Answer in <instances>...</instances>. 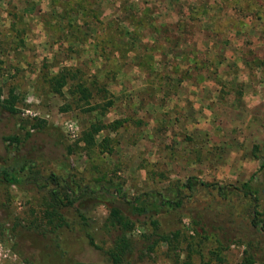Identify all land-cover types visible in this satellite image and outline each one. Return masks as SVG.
<instances>
[{"label":"rangeland","instance_id":"374dc122","mask_svg":"<svg viewBox=\"0 0 264 264\" xmlns=\"http://www.w3.org/2000/svg\"><path fill=\"white\" fill-rule=\"evenodd\" d=\"M129 1L138 9L150 10L159 33L152 34L153 27L138 29L147 47H137L123 57L129 62L108 83L114 105L103 120L129 118L119 129L99 133L98 139L113 138L110 153L100 152L99 147L88 150L77 142L91 115L74 105L67 109L71 100L49 92L44 75L60 65L110 75L116 60L96 59L93 40L104 35L101 28L108 20L123 16L121 0H102L97 5L99 17L92 18L97 29L89 31L93 39L79 48L61 40L49 0H0L2 80L5 85L14 84L22 99L18 116L0 108V162L14 152L3 137L23 136L20 119L38 117L44 125L30 129L31 135L15 151L34 160L43 173L61 171L63 161L71 162L87 177H114L129 196L149 189L166 190L188 176L227 184L255 174L253 182L264 184V170L257 171L264 155V0ZM204 7L203 15L191 17L196 8ZM178 19L183 29L177 27ZM151 51L158 62L156 73L139 65L142 61L130 62L132 54ZM115 54L118 58L119 53ZM174 65L190 71L172 73ZM159 72L163 84L157 81ZM67 145L74 150L69 160ZM43 182L25 178L15 185L0 184V264H63L69 256L110 264L79 229L63 227L54 240V234L38 226L50 203ZM200 196L211 198L212 194ZM193 204H197L194 199L165 214L163 227L189 225ZM225 210L224 204H213L212 211L205 212L208 231H229L226 226L221 230ZM90 214L102 220L107 208L96 204ZM140 231L135 230L133 236L138 237ZM244 248L241 243L229 245L222 253V264H239ZM164 250L157 249L138 264H176Z\"/></svg>","mask_w":264,"mask_h":264},{"label":"trees","instance_id":"16d2710c","mask_svg":"<svg viewBox=\"0 0 264 264\" xmlns=\"http://www.w3.org/2000/svg\"><path fill=\"white\" fill-rule=\"evenodd\" d=\"M101 1L49 0L61 40L70 47L79 48L93 39L89 31L97 29L93 21L99 17L96 7ZM120 4L123 16L108 20L101 28L104 35L93 40L96 59L116 60L115 69L110 75H100L98 69L89 73L78 65H54L57 70L49 68L44 75L49 92L71 100L67 102V109L74 105L91 115L83 124L77 142L83 143L86 149L92 151L99 147L100 152L111 153L113 138L104 135L98 139L99 133L105 129L117 130L129 120L122 117L105 122L103 118L114 105L108 83L129 62L123 57H128V53L137 47H147L140 38L141 31L138 29L153 27L155 29L152 34L159 33L148 8L138 9L139 7L129 0H121ZM137 9L141 11L139 16L134 14ZM196 9L198 13L192 14V18L205 13V7ZM83 24L86 28H83ZM177 27L183 29L179 19ZM20 42L24 44L23 39H18V43ZM157 45L160 46L159 43ZM116 52L119 53L118 58L114 56ZM132 55L130 62L136 63V59L142 61L139 65L150 69L151 73H156L154 67L158 62L154 60L152 51ZM118 62L120 64H117ZM173 68L171 72L179 75L190 71L183 70L180 65H174ZM3 74L0 65V108L12 116H18L22 99L14 84L5 85ZM158 74L160 75V72ZM166 77L171 79V74ZM162 79L163 74L157 81L163 84ZM43 125L44 120L38 117L29 120L21 118L20 128L25 129L24 135L8 134L3 137V140L13 147L14 152L10 154L11 157L9 155L0 162V184L15 185L25 178L32 182L44 180L42 185L47 187L50 203L43 211L38 226L44 233L54 234V240H57L58 230L63 227L69 230L79 229L89 244L103 251L110 264H138L160 248H164V254L176 264H222L223 251L232 243H241L245 248L239 264H264V184L253 182L255 174L246 181L227 184L188 176L184 181H175L166 190L149 189L129 196L123 184L114 177H87L78 172L71 162L66 161L62 162L61 171L50 169L43 173L34 160L18 156L15 149L31 135L30 129ZM73 152V147L67 145V158ZM263 170L264 155L261 156L257 168V171ZM202 192L212 194L211 198L200 196ZM192 199L197 201V204H193L190 210L189 225L184 224L183 229L164 228L161 218L184 207ZM96 204H103L107 208V215L102 220L90 214L91 208ZM213 204H224L227 209L225 218L221 220L224 224H221V230L226 226L229 231L223 234L207 229L205 212H211ZM68 214L71 217H68ZM139 228L140 234L134 237V231ZM63 264L98 263L84 262L69 256Z\"/></svg>","mask_w":264,"mask_h":264},{"label":"built area","instance_id":"2783aa9c","mask_svg":"<svg viewBox=\"0 0 264 264\" xmlns=\"http://www.w3.org/2000/svg\"><path fill=\"white\" fill-rule=\"evenodd\" d=\"M69 127H71L70 131H71L72 133H74L75 130L73 129V127L71 126V124H70Z\"/></svg>","mask_w":264,"mask_h":264},{"label":"crops","instance_id":"0c3cea01","mask_svg":"<svg viewBox=\"0 0 264 264\" xmlns=\"http://www.w3.org/2000/svg\"><path fill=\"white\" fill-rule=\"evenodd\" d=\"M222 0H220V2H221ZM236 3V2H235Z\"/></svg>","mask_w":264,"mask_h":264}]
</instances>
